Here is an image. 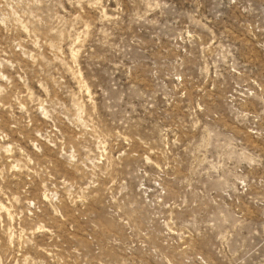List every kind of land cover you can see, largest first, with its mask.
Here are the masks:
<instances>
[{
	"label": "rangeland",
	"instance_id": "obj_1",
	"mask_svg": "<svg viewBox=\"0 0 264 264\" xmlns=\"http://www.w3.org/2000/svg\"><path fill=\"white\" fill-rule=\"evenodd\" d=\"M0 264H264V0H0Z\"/></svg>",
	"mask_w": 264,
	"mask_h": 264
}]
</instances>
